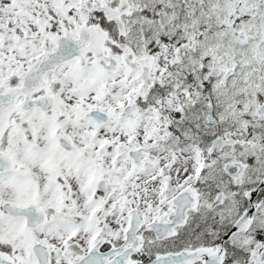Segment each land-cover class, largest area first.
Listing matches in <instances>:
<instances>
[{
  "label": "snow or ice",
  "instance_id": "obj_1",
  "mask_svg": "<svg viewBox=\"0 0 264 264\" xmlns=\"http://www.w3.org/2000/svg\"><path fill=\"white\" fill-rule=\"evenodd\" d=\"M0 264H264V0H0Z\"/></svg>",
  "mask_w": 264,
  "mask_h": 264
}]
</instances>
